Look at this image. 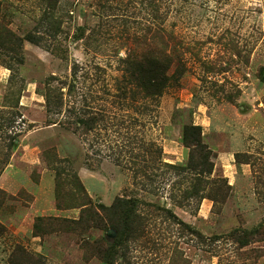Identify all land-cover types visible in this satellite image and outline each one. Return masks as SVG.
<instances>
[{"label": "rangeland", "instance_id": "rangeland-1", "mask_svg": "<svg viewBox=\"0 0 264 264\" xmlns=\"http://www.w3.org/2000/svg\"><path fill=\"white\" fill-rule=\"evenodd\" d=\"M0 1V22L21 37L43 33L49 47L23 41L24 62L7 57L9 68L0 60V264H108L93 245L116 230L78 228L81 208L69 206L90 198L98 211L118 196L170 207L205 236L152 214L146 235L129 246L131 264H264V0H60L58 32L42 19L46 0ZM158 25L172 43L183 42V73L160 98L143 99L124 78L125 59L138 50L135 38ZM52 76L58 86L76 79L73 96L62 87L61 113L46 104ZM119 86L128 94L125 106ZM84 95L104 115L87 133L71 121L72 106L86 109ZM189 122L202 125L215 154L207 190L224 179L230 187L180 206L173 197L194 184L193 174L165 173L164 163L152 169L144 159L158 147L162 161L187 164L181 131ZM145 166L157 177L140 174L136 182L135 170ZM75 171L83 198L72 184ZM245 231L251 237L241 245ZM109 264L126 263L120 257Z\"/></svg>", "mask_w": 264, "mask_h": 264}, {"label": "trees", "instance_id": "trees-1", "mask_svg": "<svg viewBox=\"0 0 264 264\" xmlns=\"http://www.w3.org/2000/svg\"><path fill=\"white\" fill-rule=\"evenodd\" d=\"M59 1L60 0H46L47 6L42 18L43 20H48L49 26L53 28L55 32H58V30L61 31L58 19L54 22V19L56 18L54 15ZM2 4L3 3L0 1V20H2L3 15ZM156 16L158 15L156 14ZM41 34L39 31L31 30L21 37L7 27V25L0 22V60L2 59L9 68H12V64L6 59L7 57L16 60L19 63L24 62V56L21 52L23 41L46 46L49 50V47L44 43V37ZM173 38V35L161 25H158L155 28H149L145 35L142 37L137 36L135 38L138 50L140 51L137 52L138 50H136L125 59L127 65L125 71L128 75L124 76V78L129 81L128 83L137 84L141 91L139 93V95L142 96L141 98H149L153 100L160 98L174 83L179 82L181 73H183V42L178 41V44H176V42L172 43ZM4 55L6 57L3 58ZM175 65H178V67L175 68L173 73H170V70ZM77 70L78 69H76V71ZM57 80L60 81L59 78L55 76L45 80L46 104L48 105L50 113L62 112L64 104L63 86H69L67 94L71 95L72 93V96L77 88V84L74 82L76 79L70 81L69 84L65 82V80H62L61 86L54 85ZM119 88L121 95H118V98L121 97L125 99V101H123V106H125L124 104H126L128 94L125 90V86H119ZM82 98L85 102L83 106L86 109H82L83 112H78L77 107L75 105L72 106V116L76 115V119L74 120L72 118L71 121H74L73 125H75L76 131L81 129L84 133H87L97 127L99 124L98 120H103L104 115L102 113L97 114L89 108L90 102L88 96L84 95ZM131 106H133V103H131ZM181 142L190 150L187 164H174L162 161V150L158 147L155 153L152 152V158L149 161L144 159L146 161V166H152V169L159 168L158 165L160 163L163 165L164 163L168 169L165 173L168 171H174V174L178 176L183 175L184 173L193 174V179L195 180L194 184L184 189V191L181 190V197L178 200L176 197H173V200L176 201V205L183 206L184 201L194 198V195L197 196L198 202L201 203L202 199L205 197L215 199L216 196H219V192L221 195L225 194L227 192L225 187H230L226 179H224V184H220L219 186L207 190L211 181L214 180L211 178V175L215 169V162H213L215 154L203 140L202 125L192 122L184 124L181 131ZM16 145L15 140L11 139V149ZM157 151H159L158 154H156ZM116 160L118 164L122 162L120 157ZM146 166L135 170L134 178L136 182H138L140 174L148 177L151 181L155 180L154 176L157 177V173L153 171L152 174H150L147 171ZM62 172L63 171L58 172L60 179L63 174ZM60 179L59 177L57 178L59 187L61 186ZM72 184L77 188L80 198H83L81 193L85 191V186L76 171L72 173ZM140 184L144 188L148 186V183L146 184L145 182ZM91 202L92 200L90 198L80 202L75 201V203L69 207L81 208L79 219L74 221L78 224V228L81 226L84 227L85 230L92 227H97L102 230H108V228L116 230L117 235L114 236L112 240L100 236L93 245L95 256H98L108 264L120 257L126 264H131L128 255L130 252L129 246L133 240H138L140 237L146 235L148 226L147 218H150L149 216L152 214L162 217L167 223H169V225H178L180 229L179 231L195 234L201 239L205 238L200 230L182 220L172 208L162 204L148 202L144 199H139V197L118 196L110 206L101 203L98 207L99 210L97 211L96 208L94 209V207L90 206ZM57 208L61 209L65 207L58 202ZM38 220L42 221L43 218L38 217ZM35 227L36 229H39L40 227V230H42L41 226L38 224H36ZM245 233H247V235ZM245 233H242L239 236V238H241V245L248 244L251 237V234L248 236V231H245Z\"/></svg>", "mask_w": 264, "mask_h": 264}, {"label": "water", "instance_id": "water-1", "mask_svg": "<svg viewBox=\"0 0 264 264\" xmlns=\"http://www.w3.org/2000/svg\"><path fill=\"white\" fill-rule=\"evenodd\" d=\"M108 235L116 236V232L112 229L108 231Z\"/></svg>", "mask_w": 264, "mask_h": 264}, {"label": "crops", "instance_id": "crops-1", "mask_svg": "<svg viewBox=\"0 0 264 264\" xmlns=\"http://www.w3.org/2000/svg\"><path fill=\"white\" fill-rule=\"evenodd\" d=\"M36 238V237H35Z\"/></svg>", "mask_w": 264, "mask_h": 264}]
</instances>
